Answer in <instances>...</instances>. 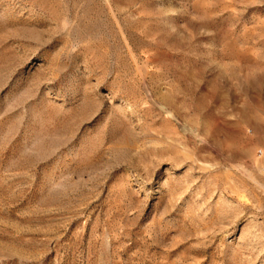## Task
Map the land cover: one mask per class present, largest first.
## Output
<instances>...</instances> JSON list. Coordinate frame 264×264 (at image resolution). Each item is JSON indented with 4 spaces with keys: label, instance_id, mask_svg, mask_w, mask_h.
<instances>
[{
    "label": "rangeland",
    "instance_id": "1",
    "mask_svg": "<svg viewBox=\"0 0 264 264\" xmlns=\"http://www.w3.org/2000/svg\"><path fill=\"white\" fill-rule=\"evenodd\" d=\"M0 264H264V0H0Z\"/></svg>",
    "mask_w": 264,
    "mask_h": 264
}]
</instances>
